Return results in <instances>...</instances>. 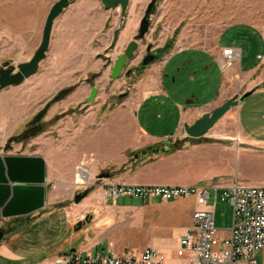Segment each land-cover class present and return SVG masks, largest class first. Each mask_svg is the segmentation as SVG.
<instances>
[{"label": "crops", "instance_id": "crops-1", "mask_svg": "<svg viewBox=\"0 0 264 264\" xmlns=\"http://www.w3.org/2000/svg\"><path fill=\"white\" fill-rule=\"evenodd\" d=\"M228 33L210 48L174 43L162 60L152 64L132 84L134 124L144 148L185 140L182 148L175 152L152 155L153 161L145 166L146 178L136 184L264 187V84H256L242 95L249 93L238 106L239 129L235 136L226 139L228 141L217 140L212 129L201 138H190L185 131L187 126L210 113L229 96V73L221 69L220 59L224 48H241L234 44L233 33L230 37ZM256 39L263 51L258 53L257 63L246 70H242L239 63L240 73L247 75L244 79L253 77L263 62L260 57L264 58V37L256 35ZM107 76L114 80L110 69ZM10 89H14L12 95L3 93L0 101V123L6 130L18 129L21 132L45 107V103L36 109L33 103L29 105L22 97L13 98L22 90V84L10 86L3 92ZM87 89V102L92 88L86 82L66 99L53 104L43 122H49L69 110L72 104L78 105ZM67 121L72 122L73 117ZM96 121L94 115H84L75 126L77 132L83 133ZM117 124L116 128L121 129L122 125L119 126L118 121ZM111 132L100 131L89 149L97 153L101 150L102 153L108 145H117L119 137L113 134L115 140L112 139ZM44 133L45 130L28 142L42 144ZM41 144L35 156L44 158L48 168L45 207L30 215L8 218L13 221L8 225L9 234L4 233L0 241V264H54L59 256L71 252L88 257L111 251L117 254L125 251L142 253L147 247L165 251L169 258L164 264H187V258L179 257L177 249L181 236L191 225L193 212L200 208L194 198L191 206L186 200L165 202L152 199L143 202L121 197L105 201L100 193L101 181L93 182L91 193L78 204L74 199L79 188L74 189L76 194L73 198L69 195L59 198L60 194L48 190L55 180L54 170L79 164L81 151L75 147L65 151L62 146ZM64 152L77 155L72 159L68 156L69 162L65 165L61 161ZM90 168L91 176L97 175L98 166L93 164ZM64 185L62 182L60 186ZM225 227L218 229L229 232L232 216Z\"/></svg>", "mask_w": 264, "mask_h": 264}, {"label": "rangeland", "instance_id": "rangeland-1", "mask_svg": "<svg viewBox=\"0 0 264 264\" xmlns=\"http://www.w3.org/2000/svg\"><path fill=\"white\" fill-rule=\"evenodd\" d=\"M57 1L0 0V69L6 63L17 67L21 63L29 62L42 42L47 16ZM151 1L130 0L124 20L121 7L107 9L101 0L73 2L54 23L47 58L40 64L37 73L22 83V90L13 96L17 99L24 98L26 103L29 105L33 103L38 109L41 103L46 105L59 91L70 86L76 85V91L84 83L93 81L90 84L91 88L95 86L100 90L95 100L89 103L85 101L89 90H85L78 105L72 104L69 110L55 116L66 113L59 119L60 124H57L59 120L54 121L55 117L49 122H43L45 133L41 139L42 144L45 143L44 146H62L65 151L75 147L81 151L79 164L73 168L66 166L54 170L57 178L55 176L56 181H52L48 190L60 194L59 198L68 195L73 198L76 188L80 189L78 193L86 190L91 193L93 182L101 181L102 194L103 187L142 185L136 183H141L146 178L145 166L153 161V157L140 155L145 148L135 128L131 99L134 90L132 84L139 77L111 80L107 73L129 43L137 39L141 21ZM149 20V31L144 38L137 40L138 49L134 59L128 61L127 70L139 65L149 46H152V49L160 48L173 41L186 46L210 48L227 32L229 37L233 33L234 44L241 48L242 70L256 64L258 53L263 51L256 35L264 37V0H157L155 12L150 15ZM117 29L120 30V34L116 44H113ZM262 60L260 68L250 79L243 78L247 75L240 73L239 62L225 72L230 74L227 80L230 92L218 107L233 97H242L256 84H264V58ZM215 73L217 74V70ZM12 91L14 89L5 92L2 90L0 101L3 93L12 95ZM124 93L128 96L119 99ZM238 106L239 104L231 107L212 128L211 131L217 140L228 141L226 139L236 135L239 129ZM216 108L211 109L210 113ZM143 113L144 111L141 112V116ZM89 114L97 117V121L90 124V128L85 129L83 133L81 131L78 133L75 126L79 124V119ZM36 115L32 116L31 121ZM71 116L73 121L69 123L67 120ZM117 121L119 126L122 125L121 129L116 128ZM103 130H112V139L115 138L114 135H118V144L108 145L102 153L99 149L98 153L91 148L90 150L89 147L97 140L98 133ZM23 131L6 130L0 123V156H35L41 143H9L11 138ZM76 155L77 153L64 152L61 161L66 165L69 162L68 156L72 159ZM82 163L85 164L83 168L89 173L91 165L98 166L97 175L89 174L87 187L79 186L75 182L78 167ZM62 182L65 183L64 186H60ZM186 203L191 206L194 202L190 199L186 200ZM209 204L214 205V200H210ZM215 213L216 227L226 229L225 225L231 220L232 207L219 200L215 206ZM11 221L13 220H1L0 231L4 230L6 235L9 234L8 225ZM257 260L264 264V251Z\"/></svg>", "mask_w": 264, "mask_h": 264}, {"label": "built area", "instance_id": "built-area-1", "mask_svg": "<svg viewBox=\"0 0 264 264\" xmlns=\"http://www.w3.org/2000/svg\"><path fill=\"white\" fill-rule=\"evenodd\" d=\"M241 50L224 48L220 67L227 71L241 61ZM263 59V57H260ZM85 164L78 167V173ZM76 184L87 187L89 174L81 172ZM128 197L143 202L187 200L194 198L200 208L192 215L191 225L179 240L177 255L186 257L187 264H259L257 257L264 251V187L233 184L226 187L159 185H109L102 188V200ZM214 200V205L209 204ZM221 200L232 207V227L221 232L216 227L215 206ZM168 254L147 247L142 253L125 251L117 254H95L83 257L79 253L59 256L54 264H164Z\"/></svg>", "mask_w": 264, "mask_h": 264}, {"label": "water", "instance_id": "water-1", "mask_svg": "<svg viewBox=\"0 0 264 264\" xmlns=\"http://www.w3.org/2000/svg\"><path fill=\"white\" fill-rule=\"evenodd\" d=\"M77 0H58L51 8L43 30L42 42L34 56L27 63H21L17 67H8L6 63L0 70V91L22 84L27 78L36 74L40 64L47 58L51 45L52 31L56 19ZM107 9L121 7L122 16L126 15L130 0H101ZM155 0L149 4L145 17L141 21L139 35L136 40L129 43L124 53L117 58L110 68L112 79L128 78L130 76L140 77L152 64L162 60L171 50L174 42L169 41L163 47L152 49L149 46L146 55L137 67L126 69L128 61L134 59L138 49V39H142L149 31V17L153 11ZM120 30L114 33L113 44H116ZM99 90L92 86L91 94L87 102L95 100ZM249 93L237 98L233 97L222 106L216 108L212 113L204 114L193 125L185 128L190 138H201L205 136L215 124L230 110L243 101ZM124 93L119 99L126 98ZM47 174L48 168L44 158L40 156H0V221L3 219L30 215L45 207L47 197ZM89 190L78 193L75 203H80L89 195ZM82 224L80 223L79 226ZM4 231H0V241L4 238Z\"/></svg>", "mask_w": 264, "mask_h": 264}, {"label": "trees", "instance_id": "trees-1", "mask_svg": "<svg viewBox=\"0 0 264 264\" xmlns=\"http://www.w3.org/2000/svg\"><path fill=\"white\" fill-rule=\"evenodd\" d=\"M156 2L155 0V5L153 8V11L151 14L155 12L156 9ZM77 88L76 85L70 86L67 88L62 89L59 91L47 104L45 105L44 109H42L36 117L31 121V123L28 125V128L23 131L21 134L18 136H15L9 140V143L12 142H23L26 143L28 142L32 137L37 136L39 133L43 132L45 130L43 119L48 111V109L55 103L64 100L67 98L70 94H72L75 89ZM66 113L59 115L54 118V121L56 122L59 120L61 117L65 116ZM185 140H178L175 143H167V144H157V145H152L149 147H146L142 152H140V155L142 157H149L155 154H163V153H172L175 152L179 149L182 148ZM10 146H8L9 148ZM6 231V230H5Z\"/></svg>", "mask_w": 264, "mask_h": 264}, {"label": "bare ground", "instance_id": "bare-ground-1", "mask_svg": "<svg viewBox=\"0 0 264 264\" xmlns=\"http://www.w3.org/2000/svg\"><path fill=\"white\" fill-rule=\"evenodd\" d=\"M81 172H86V173H88V174H90L85 168H82V171ZM81 172L80 173H77V180L78 181H81L82 180V178H81Z\"/></svg>", "mask_w": 264, "mask_h": 264}, {"label": "flooded vegetation", "instance_id": "flooded-vegetation-1", "mask_svg": "<svg viewBox=\"0 0 264 264\" xmlns=\"http://www.w3.org/2000/svg\"><path fill=\"white\" fill-rule=\"evenodd\" d=\"M155 49H157V48H155ZM139 64H140V63H139ZM8 67H12V65H11V64H9V66H8ZM2 68H3V67H2ZM2 68H1V69H2ZM1 69H0V70H1ZM132 77H133V75H132V76H130V77H128V79H131ZM92 82H93V81H89L88 83H89V84H91ZM3 231H4V230H3Z\"/></svg>", "mask_w": 264, "mask_h": 264}]
</instances>
